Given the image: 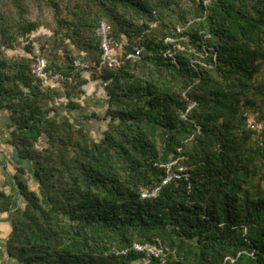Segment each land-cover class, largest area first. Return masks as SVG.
Returning a JSON list of instances; mask_svg holds the SVG:
<instances>
[{"label": "trees", "instance_id": "16d2710c", "mask_svg": "<svg viewBox=\"0 0 264 264\" xmlns=\"http://www.w3.org/2000/svg\"><path fill=\"white\" fill-rule=\"evenodd\" d=\"M102 21L122 61L100 72ZM42 27L48 70L72 78L47 88L30 45L8 53ZM91 80L107 94L104 116L85 115L105 121L100 139L59 115ZM0 111L28 162L23 204L0 186L13 262L162 264L141 242L164 264H264V126L248 125L264 124V0H0Z\"/></svg>", "mask_w": 264, "mask_h": 264}, {"label": "rangeland", "instance_id": "374dc122", "mask_svg": "<svg viewBox=\"0 0 264 264\" xmlns=\"http://www.w3.org/2000/svg\"><path fill=\"white\" fill-rule=\"evenodd\" d=\"M43 33H49V30L42 27L37 32H34L35 38ZM40 43V42H39ZM41 44V43H40ZM116 53V49L114 50ZM10 55H25L27 54L24 46L20 45L16 50H9ZM86 77H91V72H85ZM81 107L79 109H68L65 106L60 108V116H68L72 121L77 122L79 125L86 124L91 130V134L95 139H100L103 136L104 130L106 129V123L104 120H86L85 115L91 114L92 112H97L101 116L106 113L107 106V94L106 89L102 81L91 80L86 86V94L79 100ZM58 103H65V100L59 101ZM5 113V112H4ZM8 118V117H7ZM0 136L2 140V154L0 157V186L4 187L6 190L14 191L17 193V199L19 204L22 203L19 193L17 192V186L14 181V174L18 163H28L19 162L17 160V155L15 148L7 143L9 139L8 130V120L0 125ZM29 172L25 175L30 186L33 189H37V183L33 178L32 169L30 164H28ZM11 229L8 214H0V264H17L13 262L7 254L6 250V239L9 235Z\"/></svg>", "mask_w": 264, "mask_h": 264}, {"label": "built area", "instance_id": "2783aa9c", "mask_svg": "<svg viewBox=\"0 0 264 264\" xmlns=\"http://www.w3.org/2000/svg\"><path fill=\"white\" fill-rule=\"evenodd\" d=\"M110 27L106 21H102L99 28H98V35L101 37V48H102V54H101V61L99 65V71L102 72L104 66L110 65H120L122 59L120 56L115 53L114 48L112 47L111 39H110ZM22 46H31L32 52L31 56L34 58V66H33V73L35 76L41 80L42 85L44 87H54L57 85H60L65 80H71L72 78L67 76L66 74L62 72L52 73L48 70V61L46 56L43 53L41 44L39 41L35 38L34 34H30L26 37H22L20 39ZM140 53V50H138L136 53H130L128 54V58L134 57L137 58ZM76 66L81 67H89V63H84L80 59L75 60ZM250 128L260 130L263 128L264 124L261 121H257L253 118L249 120L248 123ZM181 151V148L179 149ZM168 163L164 165L167 167L168 175L163 181V185L168 183L173 177H180L179 174L172 172V166L174 163ZM161 186H157L152 190H144L142 192L143 198H150L157 195V193L160 191ZM132 248L135 251L141 252L146 254L148 257H157L160 258L162 261V264L165 263V259L162 258L163 254V247L157 244L153 243H141V242H134L132 245Z\"/></svg>", "mask_w": 264, "mask_h": 264}, {"label": "crops", "instance_id": "0c3cea01", "mask_svg": "<svg viewBox=\"0 0 264 264\" xmlns=\"http://www.w3.org/2000/svg\"><path fill=\"white\" fill-rule=\"evenodd\" d=\"M6 120H8L6 113H4V111H0V125L3 124Z\"/></svg>", "mask_w": 264, "mask_h": 264}]
</instances>
